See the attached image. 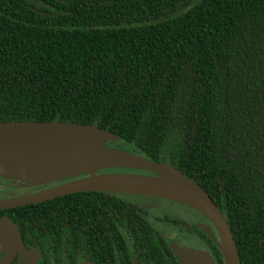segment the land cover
I'll list each match as a JSON object with an SVG mask.
<instances>
[{"label": "trees", "instance_id": "trees-1", "mask_svg": "<svg viewBox=\"0 0 264 264\" xmlns=\"http://www.w3.org/2000/svg\"><path fill=\"white\" fill-rule=\"evenodd\" d=\"M29 122L93 125L166 162L224 217L238 263L264 264V0H0V124ZM129 198L75 192L0 218L57 262L175 264Z\"/></svg>", "mask_w": 264, "mask_h": 264}, {"label": "water", "instance_id": "water-1", "mask_svg": "<svg viewBox=\"0 0 264 264\" xmlns=\"http://www.w3.org/2000/svg\"><path fill=\"white\" fill-rule=\"evenodd\" d=\"M91 132L97 135V141L93 142L92 146L84 143L76 145L77 138L84 137V141L89 140V135L93 134ZM0 135L6 136L4 139L0 138V143L6 145L0 154L7 153L0 155V174L4 178H35L52 182L76 176L68 174L77 170H86L90 173L89 177L32 194L0 199V210L84 191L140 194L179 201L204 216L213 227L223 264H239L224 217L197 185L172 169L166 162L154 163L144 157L128 155H120L128 158V162L119 164L111 161L109 156L115 153H109L110 150L101 148V140H112L115 137L93 125L57 122L7 123L0 124ZM12 136H17L19 142L8 141ZM120 166L146 170L153 175L94 173L98 169Z\"/></svg>", "mask_w": 264, "mask_h": 264}, {"label": "flooded vegetation", "instance_id": "flooded-vegetation-1", "mask_svg": "<svg viewBox=\"0 0 264 264\" xmlns=\"http://www.w3.org/2000/svg\"><path fill=\"white\" fill-rule=\"evenodd\" d=\"M125 169L128 170L127 168ZM97 174H108V172ZM144 175L147 174L144 172ZM10 182L11 186H8L9 188H7L6 190L8 191V193H5V196L0 197V199L32 194L38 191L52 188L56 185H60H54V181L40 183L34 181V179L15 180ZM4 188L5 187H3L2 189ZM123 195L131 197L129 199L134 203L146 206L147 213L145 219L150 223L152 229L158 233L161 240L165 243V246L171 253L175 264H180V262L172 252V249L170 247L172 243H175L177 247L188 250V252L186 253L177 252V255L180 256L179 260L182 263V260L185 259L183 264H223V259L221 257L217 242V235L213 227L200 213L190 207H184L180 205L175 210V212H172L175 215L162 214L161 217H158V220H162V222L172 226L170 229L175 230L174 235L170 237L168 236L169 233L163 234V231H168L169 229H158L153 226L155 225V223L153 222L154 217H152V215L150 214L152 206H154L156 203L154 202L155 199H153V197L144 195ZM156 206H158V204H156ZM165 216L171 218H179V220L181 221L180 226H173L172 224H170L169 220L163 219ZM150 220L152 223L150 222ZM191 228H196L198 232H194L193 230H191ZM180 240L185 242L186 244L180 243ZM125 248L127 254H130L129 240L127 236L125 238ZM191 255H193V257H191ZM129 262L130 264H136L134 257L132 256H130ZM0 264L93 263L91 261H88L87 259H83L79 255L72 262L65 258H62L59 260V262H57L54 258L49 256V253H45L43 249L39 247V243L35 240L34 236L31 233H27V235L24 236L23 232L18 231V229L13 224L6 221L4 218H0ZM114 264H117V262L114 261Z\"/></svg>", "mask_w": 264, "mask_h": 264}, {"label": "rangeland", "instance_id": "rangeland-1", "mask_svg": "<svg viewBox=\"0 0 264 264\" xmlns=\"http://www.w3.org/2000/svg\"><path fill=\"white\" fill-rule=\"evenodd\" d=\"M4 131V130H2ZM93 133V132H91ZM90 139L89 140H86L84 141L83 138L84 137H80V138H77V142H76V145H80L82 143L84 144H88V146H92L93 145V142L97 141V135L96 134H90ZM6 136L4 135H0V138L4 139ZM7 141V139H5ZM8 141L10 142H19V139L17 138V136H12V137H9L8 138ZM101 148L103 149H108L110 150L109 153H115V155L113 156H109L110 160L111 161H114L116 163H119L120 162H128L129 159L126 158V157H121L120 155H128L130 157H139V158H143L142 155L140 154H137V153H134V152H130L126 149H122L121 146L118 145V142L116 141V139H112V140H101ZM6 148V145H4L3 143H0V151H2L3 149L5 150ZM3 154H7V153H2L0 155H3ZM116 154H119V155H116ZM123 158V160H122ZM115 168V169H114ZM126 167H123V166H120V167H110V168H106V169H98L96 170L94 173L97 174V173H105V172H108V174H125V173H128V174H133V175H144V172L147 174L146 176H152L153 174L149 171H146V170H140V169H135V168H128V170L125 169ZM118 169V170H117ZM130 172V173H129ZM71 175H76V176H72V177H69L68 179H57L55 180L54 182V185L56 184H61V183H65V182H69V181H73V180H77V179H81V178H85V177H89L90 176V173L86 170H77L76 172H70L68 174V176H71ZM27 179H31V178H23V179H12V178H4L3 176H1L0 174V197L2 196H5V193H8L7 188H9L8 186H11L10 185V181H15V180H27ZM34 179V181L36 182H44L43 179H35V178H32ZM52 185V186H54ZM50 186V185H49ZM3 187H5L4 189H2ZM128 195H139V196H142L140 194H128ZM148 197H151V196H148ZM155 205L152 206V209L150 210V214L152 215V217H154V220L153 222L155 223V225H153L155 228H158V229H169L168 231H163V234H166V233H169L168 236L172 237L174 235V231L173 229H170L172 226L162 222V220H158V217H161L162 214H166V215H175L173 214L172 212L180 206H186L185 204H182L181 202L179 201H174V200H170V199H165V198H156V197H153ZM172 202V203H171ZM156 204H158V206H156ZM151 222V220H150ZM152 223V222H151ZM182 240V238H181ZM180 240V243H185L183 241ZM186 244V243H185ZM171 249H172V252L173 254L175 255V257L178 259V261L180 262V264H183L185 259H183V263L179 260L180 259V256L177 255V252L179 253H186L188 252V250H184V248H180V247H177L175 245V243H172L171 244ZM191 257H193V255H191ZM183 258V257H182Z\"/></svg>", "mask_w": 264, "mask_h": 264}]
</instances>
